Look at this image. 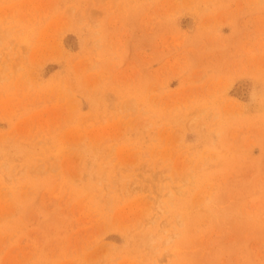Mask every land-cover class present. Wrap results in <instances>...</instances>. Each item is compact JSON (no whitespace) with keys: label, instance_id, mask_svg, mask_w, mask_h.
<instances>
[{"label":"rangeland","instance_id":"obj_1","mask_svg":"<svg viewBox=\"0 0 264 264\" xmlns=\"http://www.w3.org/2000/svg\"><path fill=\"white\" fill-rule=\"evenodd\" d=\"M0 264H264V0H0Z\"/></svg>","mask_w":264,"mask_h":264},{"label":"bare ground","instance_id":"obj_2","mask_svg":"<svg viewBox=\"0 0 264 264\" xmlns=\"http://www.w3.org/2000/svg\"><path fill=\"white\" fill-rule=\"evenodd\" d=\"M239 80H240V79H239ZM240 87H241V86H240ZM238 88H239V87H238ZM236 89H237V88H236ZM239 89H240V88H239ZM239 89H238V90H239ZM236 91H237V90H236ZM240 91H241V90H240ZM235 94H236V93H235ZM237 94H238V92H237ZM101 218H102V217H101ZM104 218H105V216H104ZM149 236H150V235H148V237H149Z\"/></svg>","mask_w":264,"mask_h":264}]
</instances>
